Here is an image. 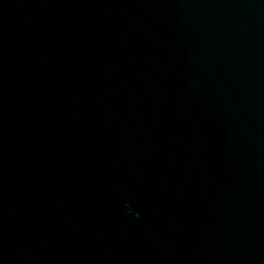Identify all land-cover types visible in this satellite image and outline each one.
<instances>
[{"label": "water", "instance_id": "95a60500", "mask_svg": "<svg viewBox=\"0 0 264 264\" xmlns=\"http://www.w3.org/2000/svg\"><path fill=\"white\" fill-rule=\"evenodd\" d=\"M0 264H264V0H0Z\"/></svg>", "mask_w": 264, "mask_h": 264}]
</instances>
